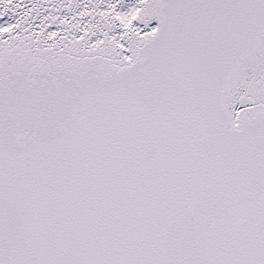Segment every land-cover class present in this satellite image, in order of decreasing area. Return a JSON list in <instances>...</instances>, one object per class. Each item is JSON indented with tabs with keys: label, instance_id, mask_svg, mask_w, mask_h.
<instances>
[{
	"label": "snow or ice",
	"instance_id": "1",
	"mask_svg": "<svg viewBox=\"0 0 264 264\" xmlns=\"http://www.w3.org/2000/svg\"><path fill=\"white\" fill-rule=\"evenodd\" d=\"M0 264H264V0H0Z\"/></svg>",
	"mask_w": 264,
	"mask_h": 264
}]
</instances>
